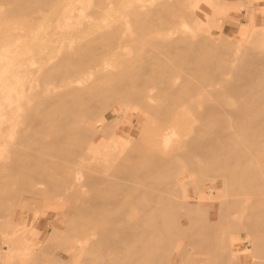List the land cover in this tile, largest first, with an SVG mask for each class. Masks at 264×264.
<instances>
[{
    "label": "bare ground",
    "instance_id": "6f19581e",
    "mask_svg": "<svg viewBox=\"0 0 264 264\" xmlns=\"http://www.w3.org/2000/svg\"><path fill=\"white\" fill-rule=\"evenodd\" d=\"M35 1L40 5L49 2V0H0V15L8 17L27 15L33 4L39 7ZM211 1L189 2L193 12L203 5H208L212 11L210 10L207 15L208 19H205L208 25L211 22L217 29V26L223 25L221 16L226 18L227 12L224 7L215 6ZM170 2L153 4V1L150 6L146 3L145 6L148 7L141 5L135 8V14L132 12L134 14L132 16L130 13V18L128 16L126 19L127 24L135 26V36L124 35L120 27L114 26L103 30L100 38L98 36L86 44L84 51L60 55L54 66L45 74L46 80H51L50 83L55 80L52 88H61L54 91L51 97L46 95L49 94L47 90L50 88L47 85L39 89L41 85L35 88L33 85L12 81L10 76L13 68L20 63V59L15 56L10 58L6 54L9 60L4 65L8 70L0 78V220L9 218L8 221L14 226L9 232H12L14 238L10 240L7 237L4 241L9 247L3 251L4 260L9 255L15 256L16 260L24 255L28 257L27 252L34 250V245L29 246L31 244L25 235L29 228L22 230L24 226L21 225L23 226L21 229L15 222L18 208L30 209L34 205H28L32 196L42 203V194H48L47 198L58 203L59 198L76 194L77 198H82L81 202L73 205L69 202L71 206L67 207L70 208L68 216L74 218L67 216L69 219H64L68 221L71 219L69 225L71 229L74 227L76 236L64 240L66 243L63 249L69 252V259L65 260L58 254L56 260L53 256L56 264H238L244 263L242 261L244 255L249 253L253 255L254 252L256 254L253 255L255 257L253 264H264V50L253 51V48L239 51L233 50L237 49L233 46L231 49L230 46L227 50L229 54H217L222 50L217 48L218 45H214V42V46L210 45L205 39L195 38L197 36L192 34L193 31L187 32L186 17L188 19L191 13L185 12L186 7L182 8L181 3L184 1L180 3L176 1L177 5ZM178 3L182 6H178ZM42 12L43 10L33 12L31 21L41 19ZM185 13L189 14L186 16ZM218 16L220 18L215 19ZM196 18L194 19L198 22ZM194 19L190 18L192 23ZM199 21L201 22L200 19ZM209 27L208 30L211 31V25L206 28ZM258 39L264 40L262 28L261 31L259 28L253 29L250 34L249 41ZM100 46L125 53L133 51L138 55L131 66L125 64L124 66H127L125 70H118L116 66L98 60ZM130 60L132 61V57ZM53 68L62 71L61 75L54 72L55 76L51 71ZM95 70L96 76L93 77L91 74ZM190 78L204 80V83L198 85L190 81ZM219 85L222 87H218ZM89 88H92L91 92L86 91ZM151 88H155L154 95L162 103L167 104L165 108L146 103L152 96ZM136 93L140 95L137 96ZM107 96L116 101L113 103L110 99L109 105L104 101L103 103L107 104H104L105 111L117 101L123 102L121 103L123 106L125 102L131 103L130 106L134 102L147 114L157 117L159 123L155 122V119L151 122L159 124L156 126L158 131L155 129L157 134L153 131L152 133L157 135L155 136L157 142L163 143L161 145H164V149L160 153L152 154L148 153L151 147H145L147 139L144 145H137V148L135 141L134 143L132 141L135 151L138 149V152L130 150L136 153L131 156L129 153L123 155L128 150L123 154L120 151L115 158L119 165L123 164V170L119 169L113 173L109 171L111 173L101 176L104 169H101L99 174L100 169H96L101 167L93 164L91 168L97 167L93 173L100 176L94 174L86 176L87 180H83L81 174L92 173L93 169L89 172L82 171L84 173L80 174L73 168L79 162H86V159L87 161L90 158L92 161L95 159L91 133L95 136L97 130L103 133L109 128L107 124L104 125L105 129L102 126L100 129L96 128L100 127L96 118L102 114L104 107H99L100 110L95 104L100 105L102 98ZM198 97L202 98L200 103L196 101ZM234 98H237V107H229ZM92 104L94 107L97 106L96 110H100L101 113H96ZM33 105L34 110H30ZM185 112H192L199 120V124L192 126L193 130L190 133L178 138L179 133L174 128L171 130L168 125L179 124ZM113 121L115 127L112 128H116L119 122L117 120L111 122ZM143 126L149 129V126ZM142 128L143 131L145 128ZM106 131L103 136L110 137L111 131L108 134ZM144 132L142 133L145 134ZM133 134L140 138V135L136 136L135 130ZM138 141L141 143V139ZM171 141L183 144L182 152L165 151L166 145ZM152 142L150 145L156 146L154 145L156 141L153 145ZM180 160L185 161V172L189 175L186 181L185 179L182 181L185 185L178 181L158 183L160 181L158 178L164 174L175 176L178 173L173 170L175 173L170 174L176 163V166H179ZM82 163L80 164L86 165L87 162ZM182 165L179 167L182 168ZM115 169L117 170L118 166ZM177 169L180 170L178 167ZM210 174L213 180H210ZM207 177L210 181L206 180ZM53 178L56 183L59 180L60 182L57 185H53L56 183L52 182L51 186L48 182ZM198 181L210 183L201 191L198 188L199 191L195 194L196 202L191 203L189 199L186 200L189 198L186 185L195 182L197 184ZM178 183L185 186L183 191L186 199L183 198V201H175L178 197L175 199L170 195H173L174 186L180 188ZM24 184L32 186L26 190L27 194H31V198L21 200L19 186ZM44 184H48L46 186L52 188L49 192L53 193H48L46 187L45 192L41 193ZM227 190L233 197L236 196V199L228 193L227 198L230 196L231 200L226 199L223 202L225 209L221 211L216 208L218 205L216 203ZM178 192L177 190L176 193ZM209 194L214 197V202L205 199ZM34 203L36 204L31 208L32 211L38 208L37 205H41L36 201ZM14 207H17L16 210ZM5 208L14 209L12 214L8 211L10 217H6L9 215L7 213L2 215ZM230 211L233 213L232 217L238 214L242 220L247 221V223L240 221V225L246 223V231L252 235L248 238L251 239L252 248H247L248 251L245 250L239 255L229 251L230 254L227 256L223 247L224 243L229 241L228 236L226 233L220 236L218 231L223 225L219 216L225 213L228 215ZM32 219L35 220V217ZM23 220L22 224L25 225L26 219ZM235 220L237 222V219ZM65 222L64 227L68 225L67 221ZM228 222L230 223V220ZM233 222L234 220L229 226L234 224ZM6 223L7 220L4 224ZM66 229H63L64 233ZM7 234L9 236L11 233L6 232L5 235ZM5 238L3 237V240ZM88 238L91 241L88 242ZM61 239L59 242L56 241L58 243L62 241L64 244ZM59 248L61 249V246L57 250H60ZM39 249L36 251L38 256L45 250L50 254L47 249H40L43 251ZM46 251L42 253L43 258L47 257ZM35 256L34 254L31 256L32 261ZM38 256L35 261L40 259ZM23 259L22 261H25ZM52 260L51 263L54 262ZM22 261L20 264L24 263ZM29 261L30 258L24 264L31 263Z\"/></svg>",
    "mask_w": 264,
    "mask_h": 264
},
{
    "label": "rangeland",
    "instance_id": "374dc122",
    "mask_svg": "<svg viewBox=\"0 0 264 264\" xmlns=\"http://www.w3.org/2000/svg\"><path fill=\"white\" fill-rule=\"evenodd\" d=\"M75 1L76 0H54V1L49 0V2H46L45 4H41V5L39 4V2L35 1L36 5L39 7H36L33 4L32 8L30 9L29 14H27V15H18L15 17H8L5 15H0V62H1L0 78L8 70L6 65H4L9 60V58H7L6 54H8L10 58H13L14 56L16 58L19 57L18 59H20L19 60L20 63L16 67L13 68L10 79L12 81H15V82H18L21 84H27L28 86L33 85V86H35V88H38V86L41 85V88H39V89H42V86L44 87L45 85H47L50 87L47 90V92H49V94H46L47 97L49 95H50V97L53 96L52 94H54V91H57V89H61V88H56V87L52 88V83L55 80L53 79L54 81L52 80V83H50L51 80L47 81L45 78V74H46V72H48L51 69L52 66H54L55 61L58 59V57H60V55H62L64 53H80V52L84 51L86 44L92 42L94 39H97L98 36H99L98 38H100L101 37L100 33L103 30L114 27V26L120 27L123 30L122 33L124 35L135 36L136 35V28L133 24H127L126 23L127 17L129 16V18H130V13H131V15L133 13L135 14V12H136L135 8L137 9L141 5H143V7H148V6L152 5L153 1H154L153 4L159 3V2L163 3V1H164V3L165 2L169 3L171 1L170 3L174 2L176 4V1L179 3L181 1H184L181 3V4H183V6L179 3H178V6L181 5L182 8L186 7L185 12L191 13V14L185 13L186 16H187V14H189V18H188L189 20L186 17V23L188 24V26H186L187 32L189 33V31H190V33H191L193 31L192 34H196V36H197L195 38L205 39V40H207V42L210 43V45H213V42H214V45H216V46L218 45L217 48H219L222 51L228 52L227 50H228V48H230V46H231V49L233 47H235L237 49L233 48V50H239V51L240 50L248 51V50H252L253 48H254L253 51L256 49H259V50L263 49L264 50V40L260 41V39H258V41H255V40L249 41V37H250V34H251L253 29L259 28V30L261 31V28H262V30H264V0H252V1L251 0H239V1L238 0H214V1L212 0L211 2L215 6H219L221 8L224 7L226 10L225 12H227V13H225V14H227L226 18H223L221 16V19H223V25H220L219 27L217 26V29L215 28L216 27L215 25L212 26L210 21H209L210 24L209 25L207 24L208 21L206 19H208L207 15L210 13V10H211V9H209L210 7L208 5H203V6H201L200 9H197L196 12H193V10L191 9V4H190L191 0H179V1L178 0H167L168 2L165 0H77L76 2ZM146 3L148 4V6H145V5H147ZM187 4L189 5V7ZM143 7H141V8H143ZM42 10H43V12H42L43 15H42L41 19L35 20V22L31 21V19H32L31 14L33 12L42 11ZM223 14H224V10H223ZM191 15L193 17L194 16L198 17V18L194 17V18L198 19V22H197V20L195 21V19L193 17H191ZM190 18L192 20L194 19V21H193L194 24L192 23V20H190ZM217 18L219 19L220 16L216 17L215 19H217ZM199 19L201 20V22L199 21ZM187 20L190 23H188ZM205 21H207V22H205ZM195 22L197 23L196 24L197 26L195 25ZM189 24H190V26H189ZM193 25H195L196 27ZM210 25H211V31H209L210 27L206 28ZM189 27L191 29H189ZM193 27L195 28L194 30H193ZM203 27L205 29L202 30L201 28H203ZM7 29H9V30H7ZM222 36H224V37H222ZM213 38H215V39H213ZM219 38H221V39H219ZM240 43H242V44L239 46ZM219 44H221V46L224 45L225 47H227V49L224 46L219 47ZM11 45H12V47H11ZM237 46L240 49H238ZM7 47L9 49L8 51H7ZM224 49H226V50H224ZM98 50H99V55H98L99 59H98V56H97V59L99 61H101L102 63H107L109 65L116 66V68H118V70H125L124 68L127 67V66H124L125 64L128 65V67L131 66L134 59H135V56L137 57V55H138L137 52L134 53L133 51H131L129 53H125V52H122L120 50L106 49L105 47H101V46L98 48ZM221 52H219L217 54H220V55L221 54L222 55L229 54V52L228 53H224V52L221 53ZM131 57H132V61L130 60ZM128 58H130V59H128ZM99 61H98V63H99ZM122 63H124V64H122ZM92 66H94V65H92ZM51 71L53 72V74L55 76H56V74L59 75V73L61 75V72H62L56 68H53ZM91 75L93 77H95L96 76V70ZM112 81L113 80H110V82H112ZM190 81L195 82L198 85L204 83V80L201 81V80H197L196 78H190ZM218 87L221 88L222 86L219 85ZM91 89L92 88L86 89V91L91 92L92 91ZM154 89L153 88L150 89L151 90L150 92H152V96H151V98L146 100V103L150 106H155L158 108H165L167 106V104L162 103L159 100V98L156 95H154V91H155ZM46 95H44V97ZM136 95L139 96L140 94L136 93ZM110 99H109V96L104 97V98H102L100 103L102 104L105 101V102H108L107 104L109 105ZM113 101L115 102L116 100H114V98H113L112 102ZM196 101H198L200 103V101H202V98L198 97V98H196ZM113 103H112V106L110 105V108L107 109L106 111L104 110L106 107L104 104H106V103H103L104 106L101 104L99 105V103L95 104L98 106V108L101 106L104 107V108H102L104 110V112L102 110V114H99L100 116L98 115V117L96 118L97 120H99L98 125H100V127L97 126L96 128L100 129L101 126L104 127V125L107 124L106 126L107 127L109 126V128L104 127V129L106 128L105 131L108 130L109 133L111 131V133H110L111 136L110 137L109 136H103V133L105 132L103 129H102L104 131L103 133L101 132V130H99V132H98V130L96 129L97 134H95V136L93 135V133H91L92 135L90 134L91 137H93L92 144L95 146V150L93 153V155L95 156V159H93V161H92V159L89 157L90 159L88 161H87V159L85 160L87 163L86 162H83V163L79 162L77 164L78 166L75 165L76 167L73 168V169H77L78 173H80V174L86 172L87 170L89 172V170L91 171V169H93L91 171L92 173L86 172L85 175L81 174V177L83 180H87L88 176H91V175L93 176L94 174H96L93 172H96V170H98V169H100V171H98L99 174L102 171L101 169H104L102 171L103 174L101 173V176H103L105 173H108L109 171H111L113 173V171L117 172L119 169L123 170V168H122L123 164L119 165V163H117L115 158L120 153V151H122V154H123L124 152H126L125 150H128V151H127V153H125L123 155H127L128 153H129V155H131V154L135 155L138 152L137 151L138 149H136V151H135V147L133 144L134 141H135L136 148L138 147L137 145H144L145 143L147 144V145H145V147L150 146L151 148L149 147L150 150H148V153H152V154L160 153V151H162V149H164V145H161L163 143L159 144V142H157V139H156L157 137H155V136H157L156 134L158 131V128H156V126L158 127V125H159L158 124L159 120L157 119V117H154L152 114H149V113L147 114L145 110H143L138 104H136L134 102H132L131 106H130L131 103H129V102H127V104L125 102L124 106L121 105V103L123 104V102H121V101H117L115 104H113ZM237 105H238L237 98H234L231 100L229 107H237ZM92 106H93V104H92ZM97 106H95V107L97 108ZM31 107L32 108L30 110H34L33 108L35 106L33 105ZM95 107L93 106V108H95ZM96 108H95V110H96ZM100 110H96L97 111L96 113H101ZM144 115H145V117H144ZM152 117H154V118H152ZM139 119L141 122L139 121ZM143 119H145V120H143ZM152 119L153 120L155 119V122H158V123H156L157 125L155 123H152V122H154ZM112 120H115V121L120 120V121H118L119 123L116 124V128H112V126L115 127L114 126L115 124H113L114 121L111 122ZM108 122H110V124H108ZM150 123L152 126L150 125ZM196 124L197 125L199 124V120L195 117V115L192 112H185V114L183 115V118L181 119L179 124L177 123L176 126L174 124H169L168 126L170 127L171 130L174 128L179 133L178 138H182L183 136L186 135V133H190L193 130L192 126H194ZM143 125L149 126V129H148V127L146 128V126H143ZM133 127H134V129H133ZM142 127L145 128L143 130V131H145L144 132L145 134L142 133L143 132L141 130V129H143ZM150 127L151 128L155 127V128L153 130ZM109 129H112V130H109ZM132 129H133V131L130 134ZM146 129H147V131H146ZM155 129H157V131ZM134 130H135L136 136H139L140 135L139 132L142 131L141 135L143 137L141 135H140V138L135 137V135L133 134ZM152 131L156 134L154 135V133H152ZM237 131H239V130H237ZM108 132H107V134H108ZM151 134H153V135H151ZM108 137H109V140L107 139ZM126 137H129V138L126 139ZM145 137H147V138H145ZM130 138H132V139H130ZM133 138L135 140H133ZM149 138L153 142L156 141L155 143H157V144L154 143V145H156V146L152 147L150 145V143L152 141H150ZM140 139H141V143H140V141H138ZM146 139H147V141H146ZM142 140H143V143H142ZM132 141H133V143H132ZM147 142H149V143H147ZM153 142H152V145H153ZM104 143H105V145H103ZM130 145H133V146L131 147ZM183 146L184 145L178 141H171L170 143H168V145H166L167 148L165 147L166 148L165 151H168L171 153H180L184 149ZM133 147H134V149H133ZM130 150H132V151L134 150L136 153L135 152L132 153V151H130ZM80 163H82V164L86 163V165H90V163H91V165L86 167L85 169H81V168L85 167L86 165H81ZM182 163H183V165H182ZM93 164L95 166H98L101 168L95 167V169L97 168L95 170L94 167L91 168V166H93ZM115 164H116V166H115ZM113 165L115 168H117V166H118V169L116 170L113 167ZM176 165H177V163H176ZM176 165H174L176 167V169L174 167V169H172L170 174H173V172L175 173V171H177L178 173H176L175 176H174V174L168 175L169 173L167 174L168 176L166 174H164V176L166 175V177H169V178L162 176L163 178L162 177H160V178L164 179V180H161L160 178H158L160 180L158 183H166V182L167 183L168 182L173 183L175 181H178V182H180V184H182V181L184 179L186 181L187 178L189 177V175L187 172H185V170H186L185 169V166H186L185 161L180 160L178 162L179 166L180 165L183 166L182 168L179 166H176ZM177 167L180 168V170H178ZM78 169H80L81 172H79L80 170H78ZM173 170H175V171H173ZM82 171H84V172H82ZM111 172H109V173H111ZM99 174H96V175L100 176ZM211 175L212 174H210V177H211L210 180H213L212 179L213 176H211ZM215 176H216V174H215ZM208 177H209V175H208ZM175 178H176V180H175ZM207 178H206V180H209V178L208 179ZM158 179H157V181H158ZM54 180L55 179L53 178L51 182L50 181L48 182V184L50 183L52 186V182L56 183V181H54ZM56 180L58 181L59 178H57ZM209 181H205V182L203 181L204 183L202 181H200V183L202 182L203 188L201 187V184L199 183V181L197 184H196V182H197L196 181L194 184L186 185V188H187L186 192L189 195V198H187V199L184 196V191H185L184 187L185 186H182V185H185V183L182 184L181 186L178 183L180 186V188H178V189L176 188L178 186H174L175 189L173 188L174 190H172L173 191L172 193L175 196H173L172 194H170V195H171V197H174V198L178 197L179 198V199L175 198L176 199L175 201H183L184 200L183 198H185L186 200L189 199V202L194 203V202H196V198H195L196 192H198L199 190L201 191V189H204V187H206V186H209V183H210ZM59 182H60V180L56 184H53V185H57ZM48 184H44L45 186L43 185V187L41 186L43 188L41 193L45 192V189H44L45 187H46V191H48V193H53V192H49V190L52 188L49 189L47 187ZM197 185H199L201 188ZM51 186H49V187H51ZM19 187H20V192H21L19 199H21V198L24 199V198H28V197L31 198V194H27L26 190L32 188V186H28V185L24 184V185L19 186ZM198 188H199V190H198ZM177 190L179 191L178 193H176ZM228 190H227V192H223V196L221 199L217 200L216 204H218V205L216 208H218L221 211L225 209V205L223 204V202H225L226 199H227V201L228 200L230 201L231 200V199H229L230 196L233 197L231 192H228ZM174 191H175V194H174ZM228 193L230 194L229 198H227ZM38 195L39 194H37V196ZM42 195H43V199H42V197H40L43 200L42 201L40 199L42 201V203H40L38 198L32 196V198L36 199V200L35 199L34 200L37 203L41 204V205H37L36 207H38V208H35L33 211L31 208H34L35 207L34 205L36 203H34L35 201L32 198L28 202V205H30V206L32 204H34L31 207L29 206L30 209H28V207H25L24 209L18 208L16 210L17 207L16 208L14 207L16 210L15 222H17L20 226L21 225L24 226V227L21 226V229L23 227L22 230H24V228L25 229L29 228V229H27L25 235H26L27 240L31 244L29 246L31 247L34 245L33 246L34 250L32 249V251L29 250V252H27V253H29L28 257H27V255L21 256V258L22 259L24 258L25 261H22L21 258L20 259L18 258L19 260L18 259L16 260V258H14L15 256H12V255H9L7 259L5 258V260H7V261H5L4 258L2 257L4 254L3 251L9 249L8 243L7 242L5 243L4 241L7 240V237L10 240H13V238H14V235H12V232H9V231L14 229L13 228L14 226L10 221H8L9 218H7V219L1 218L4 221L0 220L1 221L0 227L1 228L3 227L2 229L0 228V230H1L0 231V240L3 242L2 243L0 241V247H1L0 248V264H8V263L9 264H20L21 261L25 263L26 260H28V258H30L29 262L32 263L33 261H35L36 257L38 256V253L36 251H38L37 249H39V248L40 249L43 248L44 250L47 249L48 252L50 251L49 252L50 254L52 253L51 254L52 256L50 254H48L47 251L45 250L47 253V257L43 258L44 254L42 255V253H45V251L39 249L40 251H43V252L41 254L39 253V255H41L42 257L41 256H38V257L40 259L41 258H43V259H41V261H42V263H41L40 259L37 258L38 260L35 261L36 264H44V263L45 264H53V263L56 264L55 260H56V257L58 254H60L65 260L69 259V256H70L69 252H67L63 249L65 247V243H66L64 240H67L68 237L76 236V232H75V229L73 226H72L73 230L70 228L71 225H69L70 224L69 221L71 222V219H72L71 217H73V216H71V215H70L71 217L68 216V214H69L68 211L70 210V208H67V207H70L73 204L81 202L82 198L81 199L77 198L76 194H72V195L70 194V195H67L65 197L59 198L58 203H55L57 201H53L54 202L53 203L52 202L53 199L50 200L51 198L46 197V195H48V194H45V195L42 194ZM83 195H85V193H83ZM233 198L236 199V196H234ZM44 199H47V200L45 201ZM205 199L207 201H210V202H214V200H215L214 197L210 194H209V197L206 195ZM235 199H233V200H235ZM21 200H17V201L20 202ZM193 200H195V201H193ZM47 201H49V202H47ZM69 202L71 203V205L69 204ZM59 203L62 204L63 206L58 205ZM65 204H67V205L65 206ZM12 208L10 210L6 209V208H5V210L3 209L4 212L2 213V215L4 213L9 214L10 211H11L10 214H12V212L14 210ZM230 212L232 213V211H230ZM230 212L228 214L230 216H228L226 213L219 216V220L222 221L223 225H222L221 229H219L218 234H220V236H222V235L224 236V234L226 233V235L229 237V238L227 237V239L229 241L225 242L224 247H223V251L227 256L230 254V252L237 253V255H239L245 250L248 251L247 248H252L251 239L248 240V238L249 237L251 238L252 235L249 231H246L247 221L245 219L242 220V218L239 217V215L236 214L235 211H234V215L235 214L236 215L232 217L233 213L230 214ZM58 213H59V215H58ZM10 214L6 215V217H8V216L10 217ZM67 216L71 218L69 221L64 220L65 218L66 219L68 218ZM33 217H35V220L32 219ZM227 217H229V218H227ZM23 219H26L25 225L22 224V222L24 221ZM235 219H237V222ZM6 220H7L6 225L8 224V226H9V224H10L9 227L4 224V222H6ZM74 220L75 219H73V224L76 226V222H74ZM228 220H230V223L234 220V222H233L234 224H231V226H229L230 223L228 222ZM2 221H3V223H2ZM32 221H33V223H32ZM65 221H67V224L69 225V226L67 225L68 227L67 226L64 227V225H65L64 223H66ZM240 221L246 222V223H244L245 225L244 224H242L243 226L240 225L241 224ZM20 226L18 228H20ZM230 227H232V229ZM10 228H11V230H10ZM65 228H67V229L65 230V233H64L63 229H65ZM57 230H60V232ZM61 230H62V232H61ZM229 230H230V232H229ZM237 230H239V231H237ZM242 230H244V231H242ZM56 231H57V234H56ZM6 232L9 234L11 233V234L9 236H8V234L5 235ZM52 233H54V234H52ZM58 234H59V237H58ZM60 235H61V238H63V239L60 238ZM3 237H6V238L3 240ZM59 239L63 240L64 244L61 243L62 241L60 242L61 244L58 243ZM56 240H58V242ZM89 241H91V240L88 238V242ZM60 246H61V249H63V251L60 248H59L60 250H57L58 247H60ZM30 254H31V256L33 254H34V256L37 255V256H35V258L33 257L34 258L33 261L31 260ZM254 254H256V253L254 252ZM48 255H50V257H48ZM253 255H252V253L244 255L243 260H242L244 263L241 262L238 264H253V262L255 263V257H253ZM53 256L55 257L54 258L55 260L53 259ZM43 260H46V261L44 262ZM50 260H52V262L53 261L54 262L51 263ZM24 263H22V264H24ZM31 263H27V264H31Z\"/></svg>",
    "mask_w": 264,
    "mask_h": 264
}]
</instances>
